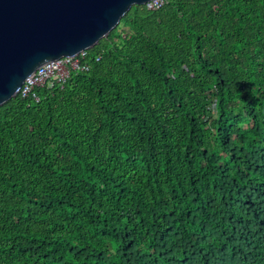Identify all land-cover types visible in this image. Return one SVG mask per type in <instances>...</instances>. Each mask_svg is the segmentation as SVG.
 <instances>
[{"label":"trees","instance_id":"obj_1","mask_svg":"<svg viewBox=\"0 0 264 264\" xmlns=\"http://www.w3.org/2000/svg\"><path fill=\"white\" fill-rule=\"evenodd\" d=\"M84 59L0 105V264H264V0L133 5Z\"/></svg>","mask_w":264,"mask_h":264},{"label":"water","instance_id":"obj_2","mask_svg":"<svg viewBox=\"0 0 264 264\" xmlns=\"http://www.w3.org/2000/svg\"><path fill=\"white\" fill-rule=\"evenodd\" d=\"M149 0H0V105L47 61L76 56Z\"/></svg>","mask_w":264,"mask_h":264},{"label":"built area","instance_id":"obj_3","mask_svg":"<svg viewBox=\"0 0 264 264\" xmlns=\"http://www.w3.org/2000/svg\"><path fill=\"white\" fill-rule=\"evenodd\" d=\"M165 3L166 0H149L145 3V6L147 9L155 10L162 7ZM85 56L86 51H83L76 56L60 57L45 62L25 79L19 90L20 95L22 97L31 96L38 100V96L34 91L36 87L51 89L56 86H62L72 73L88 69L87 61L83 60Z\"/></svg>","mask_w":264,"mask_h":264},{"label":"bare ground","instance_id":"obj_4","mask_svg":"<svg viewBox=\"0 0 264 264\" xmlns=\"http://www.w3.org/2000/svg\"><path fill=\"white\" fill-rule=\"evenodd\" d=\"M64 57H66V56H64ZM60 58V57H59ZM57 59V58H56ZM54 60V59H53Z\"/></svg>","mask_w":264,"mask_h":264}]
</instances>
